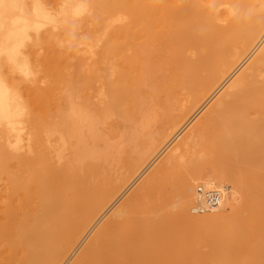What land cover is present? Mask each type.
<instances>
[{
	"label": "bare ground",
	"instance_id": "1",
	"mask_svg": "<svg viewBox=\"0 0 264 264\" xmlns=\"http://www.w3.org/2000/svg\"><path fill=\"white\" fill-rule=\"evenodd\" d=\"M61 3L57 15L42 0H0V216L11 258L23 251V264H264V0ZM56 21L66 47L53 68L66 60L65 73L44 87L39 49L54 41L44 28ZM206 140L226 167L191 162ZM181 164L193 172L168 176L171 190H159L166 169ZM221 180L233 181L222 205L192 215L195 184ZM158 190L180 198L165 223L148 217V195ZM183 222L212 228L197 237L210 251L177 238L172 224Z\"/></svg>",
	"mask_w": 264,
	"mask_h": 264
},
{
	"label": "rangeland",
	"instance_id": "2",
	"mask_svg": "<svg viewBox=\"0 0 264 264\" xmlns=\"http://www.w3.org/2000/svg\"><path fill=\"white\" fill-rule=\"evenodd\" d=\"M43 2H44V4L55 14H57V13H59V11H61V9L59 10V6H61L62 5V3H61V1H63V0H42ZM61 4V5H60ZM221 9H225V7H222ZM59 10V11H58ZM55 11V12H54ZM58 11V12H57ZM58 15V14H57ZM60 19V17L58 18L57 17V20H59ZM59 21H56L53 25L52 24H50L49 26L47 25L44 29H45V31L44 32H46V33H48L49 32V36H51L52 37V35L54 36V41L53 42H51V43H45V46H42L40 49H39V60H38V62H37V64H38V67H39V69H40V73H39V77H40V81H41V85L42 86H44V87H48L51 83H53L54 81H57L58 79H59V75L60 74H63L64 75V73H65V63H66V60H63L62 61V65L61 64H58V66L56 67V68H53V66H54V64H56V62H57V56L60 54V53H62L64 50H65V47H66V43H65V40H64V35H63V28H64V26H62L63 24H61L60 22L58 23ZM58 23V25H56ZM49 24V23H48ZM46 28H48L47 29V31H46ZM43 29V30H44ZM51 32V33H50ZM50 34H52V35H50ZM258 52V51H257ZM257 52L252 56V58L257 54ZM251 58V59H252ZM247 64V63H246ZM246 64L243 66V67H241L240 69H239V71H237L238 73H236L230 80H228L226 83H225V85H224V87L221 89V91H219L210 101H209V103L205 106V109H207V108H209L213 103H214V101L216 100V99H218L219 98V96H221L222 95V93L224 92V91H226V87L232 82V80L243 70V68H245V66H246ZM205 109L204 110H202L201 111V113H199L195 118H193V123L203 114V112L205 111ZM38 112V111H37ZM199 116V117H198ZM192 123H190L189 124V126L191 125ZM188 126L187 127H185L183 130H182V135L186 132V130H188ZM181 135V136H182ZM179 140V138L178 139H175L174 141H172L171 143H170V146H169V148L168 149H166L165 148V145L164 146H162L159 150H158V153H157V155L154 157V159H153V164H152V166L148 169V171L143 175V176H141V177H139L138 179H137V181H136V183L134 184V186L132 187V189H130L127 193H125L124 195H123V197H121L120 199H119V201L116 203V205H115V209L117 208V207H119V205L132 193V191L134 190V188H136L141 182L140 181H142V179H144L147 175L149 176V174L151 175L152 174V172H154L155 170H156V168H157V166H159L160 164H162L161 163V160L162 159H164V157H165V154L168 152V150L169 149H171L172 147H175L173 144H177V141ZM205 143V144H204ZM204 143H202V144H200V145H198V146H196V148H194V150H192L191 152H190V157H191V162L193 163H195V162H199L201 165L203 164L204 166H205V169H206V171L207 170H209V171H212V170H216V169H219L220 167H226L227 165L224 163L225 161L224 160H220V159H218V157L219 156H217L216 155V151H213V152H215V155H214V153L211 151L212 150V148H210V147H213L214 148V146H212L213 145V143L211 144V143H208L207 142V140L204 142ZM175 144V145H176ZM211 144V145H210ZM210 145V146H209ZM201 149V150H200ZM215 150H216V147L214 148ZM161 151V152H160ZM194 151V152H193ZM193 152V153H192ZM192 153V154H191ZM196 153V154H195ZM197 155V156H196ZM212 158V159H211ZM215 158H217L218 160H214ZM196 161H195V160ZM215 161H217V162H215ZM202 162V163H201ZM208 162H211V163H208ZM215 164V166H217V167H215L213 164ZM186 164V163H185ZM185 164H181L182 166H183V168L182 167H180V168H182V169H184V171L182 170V169H180L181 170V172H180V170H177L178 168L176 167H173V168H169V170H168V168L166 169L167 171H165L166 172V178H165V174H164V179H166V180H163L164 182H162V184H163V186L161 185V188L159 189V190H171V185H169L168 183H170V184H172V182H173V180L174 181H176L177 179H176V176L177 175H175V174H179V176H181L182 174L184 175V174H190V173H192L193 171V166L191 167L190 165H191V163H190V165H188L191 169H188V168H186V167H188L187 165H185ZM180 165V166H181ZM235 166H238L239 167V165L238 164H234V167ZM153 167V168H152ZM156 167V168H155ZM210 167H211V169H210ZM238 167H236V169H237V171L235 170L234 172H238L239 174H241L240 172H239V169H241V167H239V169H238ZM185 168H186V170H185ZM188 169V170H187ZM191 171V172H190ZM150 172V173H149ZM164 172V173H165ZM173 172V173H172ZM174 174V175H173ZM238 174V175H239ZM172 175V176H171ZM168 176L170 177V178H173V180L171 179V182H170V180H169V178H168ZM178 176V177H179ZM241 176H243L242 174H241ZM236 177H238L237 175H236ZM142 178V179H141ZM167 179H168V181H167ZM166 181V182H165ZM229 181H231V182H229ZM237 182H239L238 180H237ZM164 183H165V185H164ZM201 182H199V183H197V184H195V187H194V189H196V186L198 185V184H200ZM232 184V185H230V184ZM2 184V183H1ZM168 184V185H167ZM3 185V184H2ZM173 185V184H172ZM210 185H215V186H218V187H222V188H224L225 189V187H227L226 188V192L230 195L231 193V191H229L228 190V188L231 186V187H233V181L232 180H221L220 182L218 181H216L215 183H212V184H210ZM223 185H225V186H223ZM166 186V187H165ZM1 187V186H0ZM163 187V188H162ZM158 190V193H157V191H153V193H151V195L149 194L148 195V210H152L153 212L151 213L150 211H148V212H150L151 214V216H148V217H151L152 218V220H154V222H161V223H165L166 221H168L169 220V218L171 217V215H173V213L175 214V213H177V212H179L181 209V203H180V198H177L178 196L177 195H165V194H160V191ZM166 190V191H167ZM1 191L2 190H0V193H1ZM156 192V193H155ZM128 194V195H127ZM161 196V197H160ZM164 196H166L164 199H168V197L170 198V200H167L166 199V201L165 200H161V198H163ZM158 197H160L159 199H158ZM125 198V199H124ZM2 199L0 198V201H1ZM160 200V202L158 203V201ZM163 201V202H162ZM2 203L0 204L1 206H0V214H1V216L3 215L4 216V214H3V207H5V204L3 203L4 201H1ZM161 202L163 203V204H161ZM158 203V204H157ZM4 204V205H3ZM163 205V207L161 208V206ZM3 205V206H2ZM158 206H160V208L158 207ZM229 206H231V205H228L227 207H226V209L224 210V212H225V214H230L231 212H232V210L231 209H229V208H231V207H229ZM231 210V212H229V210ZM1 211H2V213H1ZM160 211L162 212V213H160ZM222 211H223V209H222ZM172 212V213H171ZM168 213V214H167ZM170 213V214H169ZM190 213L192 214V215H194L195 216V214L194 213H192L191 211H190ZM26 215V217H28V219H30L31 218V216L30 215H27V214H25ZM110 214L108 213L106 216H109ZM148 215H149V213H148ZM166 215V216H165ZM169 215H170V217H169ZM206 215H208V214H205L204 216H206ZM0 216V264H10L11 263V253H12V246L11 245H13V243H11V242H13V240H12V238H10L8 235V233H7V230H6V227H5V224H4V221L2 220V218L3 217H1ZM19 216L20 217H23L24 216V213L23 212H20V214H19ZM163 217L165 218V219H163ZM168 219H167V218ZM196 217L198 218V215L196 214ZM150 218V219H151ZM201 218V217H200ZM4 219V218H3ZM106 219V217L103 219V221ZM137 219H139V217H137ZM149 219V218H148ZM159 219V221H157ZM166 220V221H165ZM165 221V222H164ZM180 223H175V224H172L173 226H174V228L173 227H171L172 225L170 224L169 225V227H170V229L171 228H173V230L175 231V234L177 235V238H181L183 241L185 240V241H187V242H189L190 243V245H193V246H195L197 243H198V238H199V236L201 235V234H203V233H205V234H207L208 233V230H209V233L210 232H212L213 230H212V228H209L208 230L206 229V226H204L203 227V225H201L200 227H198V225H191V223H188V222H183V223H181V225H179ZM3 225V226H2ZM28 225H30V221L28 222ZM166 226H167V223H166ZM175 226H176V228L177 229H175ZM192 226V227H191ZM30 227V226H29ZM166 228H168V227H166ZM172 229H171V233H174V232H172L173 231ZM178 232H181V233H176L177 231ZM207 230V231H206ZM192 231V232H191ZM204 231V232H203ZM4 232V233H3ZM189 232V233H188ZM195 232V233H194ZM200 232V233H199ZM198 233V234H197ZM180 234V235H179ZM194 234H197V235H194ZM176 235H175V237H176ZM192 235V236H191ZM190 236V237H189ZM4 237V238H3ZM174 237V238H175ZM198 237V238H197ZM172 238H173V234H172ZM177 238H175V240L177 239ZM179 238V239H180ZM184 238V239H183ZM187 238H189V239H187ZM191 238V239H190ZM193 239V240H192ZM195 239V240H194ZM11 240V241H10ZM174 240V241H175ZM190 240V241H189ZM196 241V242H195ZM206 243V242H205ZM202 244V245H201ZM201 244H197V247H199V249L201 250V251H203V252H208V251H210V248H211V246H210V243H206V244H204L203 242L201 243ZM209 245V246H208ZM206 246V247H205ZM209 248V249H208ZM23 252V251H22ZM22 252H19V254H18V257H16V259L17 258H20V260L19 259H17V260H14V259H12L13 261L12 262H14V264H20V262H21V264H23L24 262H25V256L27 255V253H26V255H25V253H22ZM25 252V251H24ZM6 254V255H5ZM13 254V253H12ZM22 254H23V256H24V258H23V256H22ZM7 258V259H6ZM9 262V263H8ZM26 263V262H25Z\"/></svg>",
	"mask_w": 264,
	"mask_h": 264
},
{
	"label": "built area",
	"instance_id": "3",
	"mask_svg": "<svg viewBox=\"0 0 264 264\" xmlns=\"http://www.w3.org/2000/svg\"><path fill=\"white\" fill-rule=\"evenodd\" d=\"M225 189L200 183L196 186L192 212L203 214L217 210L223 203Z\"/></svg>",
	"mask_w": 264,
	"mask_h": 264
}]
</instances>
